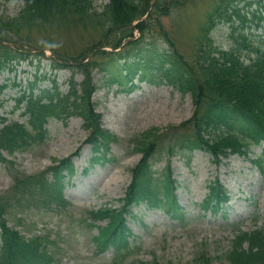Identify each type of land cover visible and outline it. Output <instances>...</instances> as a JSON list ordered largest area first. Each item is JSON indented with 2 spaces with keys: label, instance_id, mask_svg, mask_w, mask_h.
Instances as JSON below:
<instances>
[{
  "label": "rangeland",
  "instance_id": "obj_1",
  "mask_svg": "<svg viewBox=\"0 0 264 264\" xmlns=\"http://www.w3.org/2000/svg\"><path fill=\"white\" fill-rule=\"evenodd\" d=\"M201 4L202 2L189 3L182 7L181 10L184 12L193 10L201 12ZM163 21L167 25L169 24L168 18L164 17ZM227 34L228 28L226 26H220L213 32L216 44L222 47H228L229 41L227 39ZM121 105V102L118 100L116 107L120 108ZM189 112L190 97L181 94V92L164 83L161 88H155V94L145 99L141 106L131 111L128 115L125 114L128 118L129 125H124L125 116L120 115L121 113L113 112L109 116H106V121H104L105 124L117 126V128H120H118V130L124 133L121 137L119 151L116 152L118 158L113 164V170L117 171V174L113 173L112 170V174L108 180H104L100 183V191L103 195L100 197L99 201H105L114 196L124 195L125 187L118 176L123 178L124 183L126 179V165L130 163L129 159H132L131 155L136 157L132 152V143L130 141H125L126 138L131 139L133 136L152 126L164 127L180 123L189 116ZM80 122L81 121L78 119L76 120V118L71 119L70 124H73L75 128H66L64 133L60 134L55 140L49 142L47 147L42 144L41 146L23 152L17 151L14 154H7V158L14 161V163L7 162V166L6 164H0V195L3 193L8 195L7 191L10 195L18 194L26 187V184L13 177L16 171L20 169L26 171L41 170L49 164L48 162L52 160L53 155L63 157L64 155H69L74 152L81 141L86 137V133L79 128ZM134 159H132V161H134ZM110 168L109 165H106L104 170ZM191 168L193 171L190 172L188 170V173L185 175L186 179H184L189 183L190 188L198 187L200 190H202L204 178L206 180L208 176L212 177L213 174L217 172L216 167L214 165H209L206 161L193 163L191 164ZM95 171H97V168H95ZM91 175H93V170L89 173L88 178H90ZM102 176L104 178V175ZM85 187H78L74 190L75 192H83ZM66 191L70 193V187H68ZM92 201L93 200L89 202L92 204ZM76 202L77 204L66 209L65 212L58 216L39 210L27 209L23 212H14L9 216V222L10 224L16 223L18 218L22 216L26 217L25 221L21 223V227L26 230V232L27 229L29 231L35 229L44 231L52 226L57 228L55 223L60 224L61 228L66 230L67 226H72L76 221L85 217V210L87 208L84 207H88L89 203H82L83 200H77ZM19 208L25 207L19 206ZM59 216L61 219L60 221L57 220ZM207 230L205 223L196 221H192L185 227L176 226L169 229L163 227L156 229L154 233H150V236L145 237V248L148 253L141 252L135 257L128 259V262H123L122 264H139V258V261H147L155 257L170 264H189V261L195 253H199L202 250L201 243L207 242V248H204L206 251L218 252L221 247L224 248L225 244L215 242L214 239L209 238L210 233L209 236H207ZM78 244L81 251L85 247L86 240H81ZM59 258L62 259V264H113L109 261V257H107L108 259L102 257H98L97 259L93 257L91 251L81 252V258H77V260H70V256H59ZM219 262L220 261H214L213 264H219Z\"/></svg>",
  "mask_w": 264,
  "mask_h": 264
},
{
  "label": "trees",
  "instance_id": "obj_2",
  "mask_svg": "<svg viewBox=\"0 0 264 264\" xmlns=\"http://www.w3.org/2000/svg\"><path fill=\"white\" fill-rule=\"evenodd\" d=\"M119 4H124L121 0H114ZM230 3L225 0H220V4L216 7V11H219L223 6L227 7ZM233 6V4L231 5ZM129 14H134V8L131 5L128 7ZM238 17L244 20L238 13ZM260 46H264L261 44ZM260 51V48L258 49ZM203 58L205 60V66L203 72L208 75H204V80L199 82L196 78L191 82L190 86L195 94H201L202 89L205 87L207 90L214 91L213 95L219 99H231L235 101L240 98L239 92H242L241 96L248 101V106L252 108L241 106L247 113L251 114L256 120H264V69L260 63H256L253 69V85L254 92L258 94V100H252L251 94L248 89L242 85V81L238 78L239 70L241 67L240 60L237 53L233 50L231 52H222L220 57H211L210 54L204 53ZM211 75V76H210ZM205 76L206 81H205ZM211 79V80H210ZM256 89V90H255ZM214 106V105H213ZM215 107V106H214ZM222 114V112H221ZM12 239L17 242L18 237L16 234L11 233ZM236 264H244L237 261Z\"/></svg>",
  "mask_w": 264,
  "mask_h": 264
}]
</instances>
